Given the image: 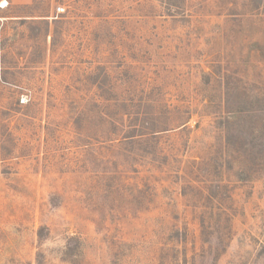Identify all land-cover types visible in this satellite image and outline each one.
Here are the masks:
<instances>
[{"label": "rangeland", "instance_id": "374dc122", "mask_svg": "<svg viewBox=\"0 0 264 264\" xmlns=\"http://www.w3.org/2000/svg\"><path fill=\"white\" fill-rule=\"evenodd\" d=\"M0 264H264V0H0Z\"/></svg>", "mask_w": 264, "mask_h": 264}]
</instances>
